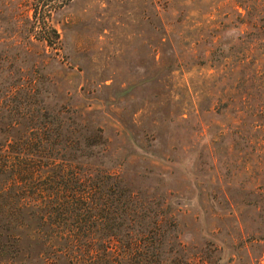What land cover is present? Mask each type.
Returning a JSON list of instances; mask_svg holds the SVG:
<instances>
[{"label": "rangeland", "instance_id": "rangeland-1", "mask_svg": "<svg viewBox=\"0 0 264 264\" xmlns=\"http://www.w3.org/2000/svg\"><path fill=\"white\" fill-rule=\"evenodd\" d=\"M60 1L0 0V121L34 69L142 209L139 250L93 224L76 264H264V0ZM43 22L59 48L31 56Z\"/></svg>", "mask_w": 264, "mask_h": 264}, {"label": "trees", "instance_id": "trees-1", "mask_svg": "<svg viewBox=\"0 0 264 264\" xmlns=\"http://www.w3.org/2000/svg\"><path fill=\"white\" fill-rule=\"evenodd\" d=\"M34 17L39 18L35 12ZM258 20L264 22V15ZM28 33L41 42L26 47L31 56H40L39 47L59 48L56 29L44 22ZM34 71L2 95L11 92L15 99L9 119L0 121V264H76V250L97 245L98 238L84 234L93 224L108 231L102 246L109 256L124 231L123 246L139 250L133 223L142 209L135 194L116 173L92 161L104 141L96 133L76 135L64 111L45 102Z\"/></svg>", "mask_w": 264, "mask_h": 264}]
</instances>
